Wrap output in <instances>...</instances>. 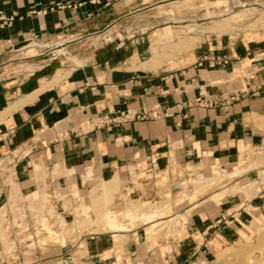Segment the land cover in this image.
I'll return each instance as SVG.
<instances>
[{"label": "crops", "instance_id": "1", "mask_svg": "<svg viewBox=\"0 0 264 264\" xmlns=\"http://www.w3.org/2000/svg\"><path fill=\"white\" fill-rule=\"evenodd\" d=\"M167 1L0 0V264H197L239 235L252 214L238 205L264 204L259 176L214 209L191 200L198 179L260 149L264 39L205 34L155 65ZM133 201H170L171 228L99 224L125 226Z\"/></svg>", "mask_w": 264, "mask_h": 264}, {"label": "rangeland", "instance_id": "2", "mask_svg": "<svg viewBox=\"0 0 264 264\" xmlns=\"http://www.w3.org/2000/svg\"><path fill=\"white\" fill-rule=\"evenodd\" d=\"M158 10L163 19V24L161 30L162 36L151 48V62L155 65L177 59L180 54L195 48L202 43L203 35L205 34L227 36L231 37L232 40L236 38H245L247 40L251 38L264 39V0H186L181 3L168 1L165 6H162ZM56 42H62L61 45L64 44L62 40H55L52 43L37 42V45L32 46V49L26 46L27 50L21 49L17 55L23 59L32 58L37 56L41 49H45L52 44H54L53 47H58L59 44ZM55 49L58 51V48ZM58 54H60V52ZM25 68L30 69L31 67L25 66ZM10 112L11 109H8L0 113V121ZM253 120L259 128L262 129L263 138L259 147H257L260 149L251 150L248 153L250 156L247 155L244 157L242 163L235 165L233 169L231 168L221 175H213L205 179L200 178L195 184L193 183L195 187L194 194L191 195V200L192 198H196L195 205L206 200L204 204L206 203L207 207L214 209L216 203L221 201V198L224 197L225 194L239 193L250 195L252 190L258 191V184L253 180L257 179V176H259L262 183L264 182V116H254ZM251 159L254 161L249 163L247 167H244L243 163ZM4 162V160H0V166L3 165ZM253 169H256V174L254 176H247L246 173ZM247 184H249V187H246ZM103 189L100 191L102 192ZM18 193L16 186L12 184L11 200L15 199ZM197 198L200 200H197ZM140 204L141 203L138 201L131 202L128 210L129 213L135 210H138L139 213L153 210L149 207V204L138 206ZM153 205L158 206V208L155 209L160 211L157 218L153 221L156 223L157 232L171 228L173 220H166L169 218L166 216V211L171 206V202H161L159 205ZM247 207L248 206H245V204L237 206V208L247 210L245 212H248V214H252L250 217L246 215L248 222L242 224L239 235L230 241H218V243L214 245L211 253L206 257L207 259L203 258L201 259L202 261L197 264H234L235 262H242L239 261L241 259L238 261L236 260L237 255L234 253L238 245L245 246L248 243L257 242V233L264 232V224L262 223L264 221V204L257 210ZM139 213H135V215ZM135 219L136 220H133L134 222L129 220L128 226L130 227L127 226V228H134L144 222V219L140 217V215L136 216ZM108 221H111L112 224L117 223V221H113L107 217L99 218V224L108 225ZM217 228L218 227H216V229ZM248 232L249 234L246 236L247 239H242V236ZM31 246L34 245L31 244ZM115 250L117 251V256L121 258V246L117 237L115 238ZM79 253L81 255L83 254V252ZM220 254L222 258L221 261H218L217 259Z\"/></svg>", "mask_w": 264, "mask_h": 264}, {"label": "bare ground", "instance_id": "3", "mask_svg": "<svg viewBox=\"0 0 264 264\" xmlns=\"http://www.w3.org/2000/svg\"><path fill=\"white\" fill-rule=\"evenodd\" d=\"M170 1H172L173 3H176V2H179V3H181V2H184V1H186V0H170ZM168 2V1H167ZM104 34V33H103ZM57 43V42H56ZM62 43V42H61ZM61 43L60 42H58L57 44H59V45H61ZM35 45H37V44H31V45H29V46H27V48L29 47V49H32V46H35ZM40 45V44H39ZM45 45V44H44ZM46 45H48V44H46ZM43 46V45H42ZM59 49H61V48H58V51H59ZM22 50H27L26 49V47H24V48H22ZM58 51H56L57 52V54L60 52H58ZM64 52V51H63ZM31 56V55H30ZM34 56V55H33ZM29 57V56H28ZM105 183V182H104ZM264 183V182H263ZM103 186H105V187H102L101 189H103V191H105L106 189L105 188H109V186L107 185V187H106V185H103ZM249 187V184H247L246 185V187ZM246 187H244V188H246ZM169 196V195H168ZM146 204H149V203H141L140 205H138V206H142V205H146ZM149 207L151 208V209H153V210H149V211H146V212H140L138 215H135V214H131V213H129V211H128V213L129 214H131L132 216H130L129 218H131L130 220L132 221V222H134L133 220H136L135 218H136V216H139L140 215V217H142L143 219H144V222L146 221L147 223H152L154 220H155V218H157V216H158V214H159V210H156L155 208H158V206H154L153 204H149ZM124 212V211H123ZM125 214L127 215V213H126V210H125ZM125 214H123L122 213V215H125ZM128 214V215H129ZM127 217V216H126ZM128 218V219H129ZM128 219L126 218L125 219V221L127 220L128 221ZM130 221V222H131ZM165 222V221H164ZM108 223V227L110 228V229H117V230H120V229H122V230H128L127 229V224L129 223H125L126 225L125 226H123V225H119L118 223H115V224H112L111 223V221H108L107 222ZM263 224H264V221L262 222ZM128 227H130V226H128ZM244 232H246V231H244ZM249 234V232L248 233H246L245 235H243L242 236V239H245L246 238V236ZM258 234V236H257V242H251V243H248V244H246L245 246L244 245H242V246H239L238 245V247L236 248V250L234 251V253L237 255V261L239 260V259H241V260H239V261H242V262H238V263H236V264H264V232L263 233H257ZM247 239V238H246ZM238 241V240H237ZM241 241V240H240ZM241 245V244H240ZM224 249V248H223ZM222 249V250H223ZM221 252V251H220ZM222 253V252H221ZM233 256H234V254H233ZM236 257V256H235ZM221 258H222V256H221V254L218 256V261H221ZM230 258V257H229ZM256 262H258V263H256ZM260 262H263V263H260ZM228 263V262H227ZM234 263V264H235ZM222 264V263H221ZM232 264V263H231Z\"/></svg>", "mask_w": 264, "mask_h": 264}, {"label": "built area", "instance_id": "4", "mask_svg": "<svg viewBox=\"0 0 264 264\" xmlns=\"http://www.w3.org/2000/svg\"><path fill=\"white\" fill-rule=\"evenodd\" d=\"M57 7H58V8H63V7H65V6L58 4ZM66 7H70V5H67Z\"/></svg>", "mask_w": 264, "mask_h": 264}]
</instances>
